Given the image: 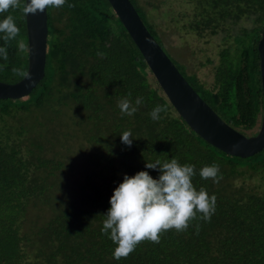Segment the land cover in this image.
Here are the masks:
<instances>
[{
	"label": "trees",
	"instance_id": "16d2710c",
	"mask_svg": "<svg viewBox=\"0 0 264 264\" xmlns=\"http://www.w3.org/2000/svg\"><path fill=\"white\" fill-rule=\"evenodd\" d=\"M131 2L221 118L246 135L257 133L264 100L258 50L264 0ZM69 3L76 6L70 8ZM8 15L20 35L9 43L7 61L0 57V80L13 83L21 78L12 68H28V52H19L17 41L28 44V39L26 16L10 9L0 20ZM179 17L204 42L223 34L212 80L201 75L211 58L189 70L176 53L178 61L169 54L167 20ZM240 21L248 25L233 33ZM48 26L44 78L24 98L0 99V264H264V149L249 157L231 155L196 133L164 93L108 0H67L59 9H48ZM126 68L134 71L136 81L128 79ZM129 93L134 106L143 98L132 116L122 115L118 107ZM157 104L168 110L154 121L149 113ZM66 107L75 108L79 117ZM61 124L66 129L59 128ZM129 130L131 147L120 136ZM79 131L91 150L85 152L80 145L74 155H47L46 148L55 150L56 145L70 150L68 137ZM25 138L31 144L26 151ZM172 158L194 165V186L216 195L210 222L193 220L186 231L162 232L159 243L145 240L126 258L114 259L116 245L101 232L114 190L125 174L148 171L158 178L159 170L146 164ZM212 164L219 165V183L199 175ZM74 184L81 188L82 200L61 206L56 191ZM43 205L52 207L50 216L43 222L38 215L30 219L31 208L42 211Z\"/></svg>",
	"mask_w": 264,
	"mask_h": 264
},
{
	"label": "clouds",
	"instance_id": "9594fccd",
	"mask_svg": "<svg viewBox=\"0 0 264 264\" xmlns=\"http://www.w3.org/2000/svg\"><path fill=\"white\" fill-rule=\"evenodd\" d=\"M66 3L67 0H26L24 3L22 0H0V14L10 9H19L25 16L36 15L46 9H59ZM67 6L72 8L76 5L69 3ZM0 34L4 41V46H0V57L7 61L9 43L17 40L20 35V28L12 15L0 20ZM17 45L19 52L29 51V46L23 39L18 40ZM97 55L104 54L98 52ZM12 72L22 79H31L23 68L14 67ZM129 97L131 93L118 102L122 115L132 116L137 111L136 106L143 102V98L139 97L134 106ZM167 110V105L157 104L149 115L152 120H159L160 113H166ZM262 115L263 110L260 126ZM120 136L121 142L131 147L133 143L131 131H124ZM146 168L159 170V177L153 178L148 171H140L134 176L125 174L123 182L110 198L111 207L104 215L106 219L103 221L101 232L116 245L113 251L116 260L126 258L145 240L159 243L162 232L171 229L177 232L186 231L190 222L196 219L210 222L216 209V195L209 196L204 188L197 190L194 186L192 179L196 175L194 165H181L177 159L172 158L163 163L160 161L147 163ZM219 173V165L212 164L202 167L199 175L204 180L212 179L213 182L219 183L223 178Z\"/></svg>",
	"mask_w": 264,
	"mask_h": 264
},
{
	"label": "water",
	"instance_id": "95a60500",
	"mask_svg": "<svg viewBox=\"0 0 264 264\" xmlns=\"http://www.w3.org/2000/svg\"><path fill=\"white\" fill-rule=\"evenodd\" d=\"M116 15L144 56L164 93L188 125L206 141L231 155L249 157L264 149V100L259 131L247 136L227 122L197 93L155 39L131 0H108ZM28 68L31 79L0 80V99L28 96L44 78L48 51V9L26 16ZM264 98V29L258 44Z\"/></svg>",
	"mask_w": 264,
	"mask_h": 264
},
{
	"label": "rangeland",
	"instance_id": "374dc122",
	"mask_svg": "<svg viewBox=\"0 0 264 264\" xmlns=\"http://www.w3.org/2000/svg\"><path fill=\"white\" fill-rule=\"evenodd\" d=\"M189 4V3H188ZM184 7L181 8L182 11ZM190 12V11H189ZM170 18V16H168ZM188 18V16H185ZM186 18V19H187ZM176 19V18H175ZM168 25V30L166 34V41L169 45H171L170 50H168L169 54L172 56V58L177 57L174 55V53L177 54L180 62H183L186 64L187 68L189 70L193 69V67L200 62V60H206L207 58H211L212 61L208 62L206 66H203L201 75H204L203 77L205 79H211L213 77V71L215 70V64L219 61L218 58V51L220 49L219 42L221 41L223 34H218L212 37V40L210 43L204 42L203 40H199L197 37V34L191 30H188L186 27H184V24L186 20L181 19V17L176 19V22L174 20L171 21L167 20ZM186 25V24H185ZM248 23L245 21H240L234 29L232 30L233 33H238L241 29L242 26H247ZM210 37V36H209ZM174 52V53H173ZM178 61V60H177ZM125 75L128 77V79L131 82H134L137 80L138 77L134 74V71L131 68H126L124 69ZM210 80V81H211ZM68 109V107H66ZM69 111V109H68ZM76 112V115L74 116L75 118L79 117L77 111L75 108H72L71 113ZM35 117V114H33ZM39 118L41 117V114L39 113ZM55 122H50V125L54 126ZM59 128L66 129L64 125H59ZM75 128V126H74ZM34 132H30V136L34 135ZM68 141L71 145L70 150H67L66 147L63 146H55V150L48 149L46 148L47 155H53L54 151L59 152L63 158L65 155L72 154L74 155L79 151V146L84 145L85 152H88L91 150L90 143H88L84 135L79 131L77 132V135H72L68 137ZM26 145H31L29 142V139L24 140L23 146H24V151H26ZM58 156V155H57ZM59 157V156H58ZM92 167V166H91ZM77 169V168H76ZM92 169V168H91ZM86 178V177H85ZM83 176L81 177V181H85ZM99 182H103V179L99 178ZM241 181V180H239ZM77 184H74L73 187L67 188L66 190H57L55 200L59 202L61 206H65V203L71 201V200H76L77 202L82 200V195L83 192L80 191L81 188H79ZM62 201V202H60ZM44 209L42 211L38 210V207H33L29 211V216L31 217L30 219H35V217L38 215L41 219V221H45L50 214L52 213V207L50 205H43ZM60 206V207H61Z\"/></svg>",
	"mask_w": 264,
	"mask_h": 264
}]
</instances>
